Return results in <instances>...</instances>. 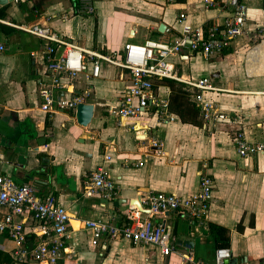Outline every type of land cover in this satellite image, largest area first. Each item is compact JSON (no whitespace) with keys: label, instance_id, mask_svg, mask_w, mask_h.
I'll return each mask as SVG.
<instances>
[{"label":"crops","instance_id":"0c3cea01","mask_svg":"<svg viewBox=\"0 0 264 264\" xmlns=\"http://www.w3.org/2000/svg\"><path fill=\"white\" fill-rule=\"evenodd\" d=\"M78 1L9 0L0 5V174L16 183H31L42 194L51 193L69 213L66 250L55 264H178V254L188 250L210 262L216 247L207 233L208 222L228 229L227 264H264V153L240 157L230 139L236 128L248 141L264 140V38L257 36V29L264 26V0H239L246 9L244 32L221 52L207 59L189 53L172 58L181 74L208 76L220 89L210 96L237 123H221L213 129L205 128L199 115V126L182 123L170 109L174 118L167 122L152 112L118 120L112 112L128 81L123 70L105 63L91 79H85L84 73L71 80L55 75L66 84L55 90L58 96L88 91L85 103L92 104L93 110L86 127L79 126L69 110L43 112L38 89L53 77L46 69L44 42L20 26L45 24L62 40L110 53L125 42L175 40L179 13L191 26L222 23L232 10L230 0H213L209 7L202 0H89L91 14L76 13ZM156 85L168 99V87L160 81ZM150 137L160 140L158 152L146 146ZM104 152L110 155L105 162ZM143 155L142 165H135ZM99 164L116 188L110 199L83 188ZM204 169L214 182L204 219H189L176 211L151 216L169 227L176 251L163 256L152 247L124 239L90 243L84 220L98 218L121 225L128 206L137 205L146 193L185 196L194 192L198 172ZM27 240L31 248L34 240ZM11 247L9 239L0 237V264L13 261Z\"/></svg>","mask_w":264,"mask_h":264},{"label":"built area","instance_id":"2783aa9c","mask_svg":"<svg viewBox=\"0 0 264 264\" xmlns=\"http://www.w3.org/2000/svg\"><path fill=\"white\" fill-rule=\"evenodd\" d=\"M161 1L170 3L175 0ZM202 1L205 7L214 4L213 0ZM230 3L232 10L222 23L191 26L185 22L184 14L179 13L177 21L180 29L175 40L165 42L147 38L141 43L125 42L121 49L110 53H96L62 40L45 24L20 26L26 33L44 42L42 52L46 69L53 76L49 84L38 89L40 109L46 113L57 110L73 113L77 103H85L88 91L72 94L69 98L58 96L55 90L63 89L66 84L55 75L63 74L71 80L78 73H84L85 79H91L98 76L100 64L105 63L123 70L128 81L112 112L118 120L127 121L145 112H152L163 122L173 120L167 97L157 91L156 82L165 78L182 85L205 128L213 129L221 123L236 124V118L224 112L211 98L210 94L220 89L212 85L208 76L181 74L172 61L173 57H184L185 53L198 54L207 59L213 53L221 52L236 36L241 35L244 32L245 6L239 0H230ZM74 11L91 14L93 7L89 0H79ZM257 36L264 38V26L257 29ZM2 48L0 44V50ZM230 139L240 157L264 153V140L248 141L240 129L234 128ZM160 145L156 137L147 139L146 146L155 152H158ZM106 150L111 151L110 148ZM107 152L103 154V162L110 159ZM145 158L146 155H143L135 165L141 166ZM197 176V189L188 195L161 191L142 195L137 205L128 206L125 221L121 225L98 218L84 220L83 228L90 234V243L96 244L101 238L124 239L133 244L152 247L163 256L176 251L169 227L152 221L151 216L176 211L189 219H204L213 196L214 182L205 169L199 171ZM83 188L88 192H98L104 199L116 194L114 183L103 164L90 171ZM69 217V213L51 193L42 194L31 183H16L8 175L0 174V237L12 242L8 252L15 264H25L31 260L38 264H55L66 250L65 243L70 233ZM28 237L34 240L31 248L27 246ZM178 255V264H227L230 257L227 248H216L210 262L196 257L190 250Z\"/></svg>","mask_w":264,"mask_h":264},{"label":"trees","instance_id":"16d2710c","mask_svg":"<svg viewBox=\"0 0 264 264\" xmlns=\"http://www.w3.org/2000/svg\"><path fill=\"white\" fill-rule=\"evenodd\" d=\"M160 83L168 87L170 91L168 106L178 117L179 121L199 126L200 123L196 120L198 116L197 110L188 100L186 92L181 88L182 85L165 78L160 80ZM207 233L213 237L216 248H227L229 246L228 229L225 227L208 222ZM4 260V262H8L7 258Z\"/></svg>","mask_w":264,"mask_h":264},{"label":"water","instance_id":"95a60500","mask_svg":"<svg viewBox=\"0 0 264 264\" xmlns=\"http://www.w3.org/2000/svg\"><path fill=\"white\" fill-rule=\"evenodd\" d=\"M9 0H0V5H4ZM163 25L159 24L158 30L162 31ZM93 106L90 103H77L75 106V110L73 112V116L75 119V122L81 126L86 127L89 124L91 115H92ZM67 111V110H66ZM181 241H177V244ZM9 264H15L14 262H10ZM25 264H38L36 261L31 260L26 262Z\"/></svg>","mask_w":264,"mask_h":264},{"label":"bare ground","instance_id":"6f19581e","mask_svg":"<svg viewBox=\"0 0 264 264\" xmlns=\"http://www.w3.org/2000/svg\"><path fill=\"white\" fill-rule=\"evenodd\" d=\"M43 264V263H42Z\"/></svg>","mask_w":264,"mask_h":264}]
</instances>
